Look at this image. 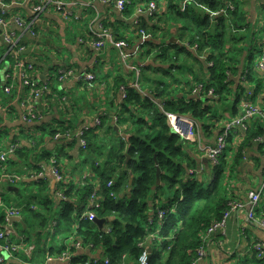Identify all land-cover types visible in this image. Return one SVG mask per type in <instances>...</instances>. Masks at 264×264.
<instances>
[{
    "label": "trees",
    "instance_id": "trees-1",
    "mask_svg": "<svg viewBox=\"0 0 264 264\" xmlns=\"http://www.w3.org/2000/svg\"><path fill=\"white\" fill-rule=\"evenodd\" d=\"M151 1L156 3L158 10L149 17L140 15L137 23L132 22L135 36L130 41L111 20L104 18L101 22L103 29L118 35H112L113 38L125 39L130 47L136 38H140L141 30L148 39L142 44L147 48L142 50L139 58L144 63L139 60L133 63L139 69V88L131 85L136 77L130 68L104 80L108 81L114 99L118 100L121 95V100H118L113 122L108 121L103 110L94 111L100 124L84 133L86 147L77 148L81 157L79 162L89 169L90 175L77 181L68 179L58 154L36 146L38 151L33 162V145L19 146L15 139L8 145L13 143L18 147L0 162V171L6 173L20 171L22 163L37 170L39 161L48 162L51 157L60 166L61 182L51 186L50 178L46 176L24 182L22 189L17 191L5 187L4 194L0 192V202L5 209L20 208L23 222H13V225L26 235L25 240L33 241L37 252L56 255L68 247L71 254L68 264H137L139 255L147 247L150 252L146 264H190L201 244V233L228 208L232 199L228 181L239 170L243 157L254 147L264 155V121L256 116L246 123L245 129L235 127L228 134L227 145L219 154L216 165L196 173L201 161L198 149L186 146L166 121L165 112L188 115L198 122L202 137H205L223 129L220 123L224 117L222 110L213 109L217 102L227 100L231 95L233 99L228 109L232 115L237 112L246 88L238 87L239 90L232 91L228 71L232 73L238 69V55L242 51L238 43L245 38L238 31L248 26L242 23L245 19L235 0H194L183 10L182 0H129L122 13L129 16L136 4L147 6ZM221 9L224 13H211ZM165 17L185 22L175 36L183 41L187 34L185 45L162 37L161 24ZM194 44L196 47L192 49ZM228 44L232 47H227ZM152 48L156 49L150 57ZM170 49L173 50L171 54ZM155 58L161 62H156ZM208 61L212 62L211 66ZM246 68L247 72L242 70L241 73L244 75L242 83L247 82L248 72H251V68ZM149 70L154 74H148ZM187 72L190 74L184 78ZM53 75L48 78V92L36 104L42 113L48 112L52 106L50 100H54L52 107L57 108L59 118L53 126L46 128V134L52 138L57 132L76 131L86 118L69 116L70 107H76V96L65 94L62 97L63 94L57 92ZM198 85L202 87L201 94L193 95ZM121 87L125 89L124 97ZM209 90L213 95L208 94ZM1 95L0 130L7 132L3 112L13 113L15 117L17 113L15 106L5 105L10 96ZM89 104L87 109L96 110L94 102L93 106ZM18 117L21 118L19 114ZM156 167L160 169L158 185ZM109 181H112L111 185H108ZM94 189L99 206L90 210L95 218L103 220L100 228L83 216L88 196ZM58 191L63 194V199L58 197ZM160 210L164 212L161 219L158 217ZM4 220L5 212L1 210L0 223ZM156 224L159 227L155 228ZM69 237L71 244L64 243ZM59 241L62 243L57 245ZM76 241L82 248H75ZM84 248L91 253L99 251V256L88 254L82 250ZM253 262L264 264L255 252L242 264Z\"/></svg>",
    "mask_w": 264,
    "mask_h": 264
},
{
    "label": "crops",
    "instance_id": "crops-1",
    "mask_svg": "<svg viewBox=\"0 0 264 264\" xmlns=\"http://www.w3.org/2000/svg\"><path fill=\"white\" fill-rule=\"evenodd\" d=\"M60 1L64 3L63 9L67 11L71 10L75 15H79V18L64 19L61 13L62 11L50 5L40 12L37 22L34 24H27V30L24 27L12 24L10 26V31L14 36L19 38V43L25 46V51L22 54V57L27 59L28 62L33 65V71L31 70L30 73H34L36 79L39 81L38 84L42 85L43 82L48 84L49 75L54 74L53 76L55 78L53 81L54 83L57 81V92L62 93V97H64L65 94L69 97L76 96V107H70V109H72L69 112L70 117H75L74 119H77L79 116L86 117L85 119L83 118L85 121L88 119L87 115H90L91 117L97 116L94 111L98 113L103 110L105 114H107L108 121L113 122L114 113L117 103L119 102L118 100H121V95L118 100H115L113 93L111 94L109 92L108 81L106 83L104 80H106L109 75L123 73V71L129 69L128 65L133 64L137 60H139L140 63H144V60H140L139 58L143 50L142 44L148 39V37H145L144 39L136 38V42H134L129 49H123V53L128 55V59L126 63H124L121 60V54L119 55V50L108 41H106V45L103 47L105 58H100V56L97 55L99 51H95L91 45V42L93 41L91 30L98 29L99 26L102 25V20L105 18L111 20V22L114 23L115 28L119 31H123L125 33L123 36H126L127 40L130 41V37L128 36H135L132 30V22L140 15L145 16L136 11V9L143 4H138L139 6L137 5L134 7L129 16H124L123 13L119 12L113 4L103 3L101 0L96 1V9L93 10L88 7V0ZM261 1L262 0L238 1L240 2V4H238L239 11L243 13L245 19L242 23L245 24L244 26L248 27L238 31V34L245 38L238 43L242 49L238 55V69L233 70L232 73L228 71V80L229 87L232 91H237L240 87H244L246 90L237 105L238 110L234 115L241 113L244 102H248L256 107H261L264 103V73L258 67L260 54L264 51V3ZM38 2L39 0H6L7 18L11 21L13 18L30 21L34 16L33 7ZM235 2H237V0H235ZM32 29L35 32L34 37H32L29 32V30ZM74 35L77 37L72 41ZM112 35L115 37L118 36L113 33ZM53 38H56L58 42ZM2 40L3 39L0 36V65L7 59H9L8 61L10 64L9 68L4 72V74H6L11 69L12 61L10 56L6 53V46ZM170 40H174V42L183 45L186 44L183 43V41L176 39V37L170 38ZM230 45L231 44H228L227 47ZM230 47H232V45ZM257 52L259 57L255 63H253ZM148 61L149 60H146L145 62ZM157 65L158 63H156V66ZM246 67L251 68V72H248L249 76H247V82L242 83L244 75L241 73L242 70L247 72ZM67 68H71L77 73L74 76L67 77L63 80H59L58 77L56 78L58 70L63 71ZM88 72L94 75L92 81L87 82L84 81V79H77L80 77L77 76L78 74L83 76L84 73ZM199 76H201V73ZM1 78L2 77L0 76V79ZM80 81L83 84H81ZM15 86L13 92L9 95L10 99L8 105L12 104L15 106L17 117H15L13 113L9 114L5 111L3 112V123L8 124V131L2 132V130H0V148H3L4 146L6 147L11 139L18 140L17 143L19 146L33 145L35 149L32 160L33 162L36 161V153L38 151L36 146H39L40 149L45 148L47 151L58 154L59 163L65 172L64 174L70 177L69 179L77 181L85 177L88 173L79 162L81 157L78 155L77 150V148L80 147L78 140L76 139L73 145H70L75 139L52 138L46 134V128L49 125L53 126L55 119L59 118L57 108L52 107L54 105V100H50V105L52 103V106L48 112L42 113L39 105H36L38 111L41 113V118L31 123H26L18 117V114L21 117V99L26 95V88L22 87L20 84H15ZM86 94H88V102L85 101ZM82 97L87 105L88 103H91L89 105L93 106L94 102L96 110L95 108L87 109V105L83 106L84 104H80L78 98ZM228 98L229 99L224 100L228 106L222 111L227 117L232 115L230 114V109H228V107L233 99L231 95H228ZM218 109L220 110V107H218ZM221 109L223 110V108ZM83 122H81V125ZM42 125L45 128L41 127ZM200 134L202 135L201 130ZM217 134L218 132L215 130L210 132L208 136H203L201 140L202 142L209 144L212 142L214 143ZM254 148V150H249L248 154L246 153L239 170L234 172L228 181V186L232 191L231 200H236L244 204V207L233 211L229 215L224 229L215 232L209 238L208 254L200 260L199 264H242L244 260L251 258V254L253 253V243L264 241V231L257 223L248 218L249 206L247 205V193L249 190L258 188V186L264 182V155L257 152L256 147ZM201 157V154H198V158L201 159L200 163L203 162L207 165V162L202 161L203 157ZM42 162L44 161L41 160L37 163L39 166L37 170L31 165L22 163L23 166L20 170L22 172H11L12 174L15 173L20 176V179L13 183H8L5 177L6 172L0 171V192L4 194L5 191H3V189H5V187H9L10 189L14 188L16 191L22 189L24 182L30 183L35 179L33 175L39 170L42 164L46 163ZM48 177L50 178L51 186L56 184L51 176ZM262 205H264V193L261 197L259 207L256 209V215H258L259 208ZM6 209L0 202V211L3 210L4 213ZM19 217L22 220L21 222H23L22 216L19 215ZM3 222H1L0 225H2ZM12 226L14 227L16 235L18 234L17 236L22 238V247L14 258H9L8 256L4 257L2 264L43 263L45 254L44 257L40 256L36 247L30 252L29 247L32 245L34 246L33 241L25 240L26 235L18 231L16 226ZM67 242L69 243V239H67ZM67 242L64 243L67 244ZM82 250L84 251L85 248ZM85 251L90 255L99 256V251H94L92 253L90 250ZM52 263L60 264L57 261ZM61 264H68V262H62ZM249 264L257 263L253 262Z\"/></svg>",
    "mask_w": 264,
    "mask_h": 264
},
{
    "label": "built area",
    "instance_id": "built-area-1",
    "mask_svg": "<svg viewBox=\"0 0 264 264\" xmlns=\"http://www.w3.org/2000/svg\"><path fill=\"white\" fill-rule=\"evenodd\" d=\"M6 0H0V36L4 41V45L6 46V53L10 56L12 64L11 69L6 73L3 74L2 78L0 79V106L2 105L1 101V93L5 96L11 95L13 89L16 87L15 84H20L22 87L26 88V95L23 96L21 99V119L26 123H31L34 120H38L41 118V113L38 111L36 104L40 100V98L48 92V85L47 83L38 84V79H36L34 73H30L33 71V65L28 62L27 59L22 57V54L25 51V46L19 43V38L14 36L13 33L10 31V26L12 24H16L20 27L28 28L27 24H34L38 21V16L42 10H45L47 6H54L56 9L62 11V16L64 19H78L79 15H75L71 10L67 11L63 9L64 3L60 0H39L37 4L33 7L34 16L30 19V21L21 20L18 18H13L12 21L7 18L6 12ZM97 0H88L87 5L92 10L96 9L95 3ZM103 3L113 4L119 12L124 10L125 3H129V0H101ZM264 2V0H262ZM138 4H136L137 6ZM135 6V7H136ZM139 6V5H138ZM182 10L184 9L181 8ZM158 10V7L155 2L151 1L148 3L147 6L140 5L136 9L139 14H144L146 17L152 16L155 11ZM137 20V19H136ZM135 20V21H136ZM134 21V22H135ZM103 26L100 25L98 29L91 30V37L93 41L91 42L92 47L95 50L100 49L104 46L106 41H108L114 47L116 46L119 50V55L121 54V60L126 63L127 56L123 53L122 45H119L115 38L112 37L110 32L102 28ZM32 37L35 36L34 30H29ZM141 39H144L146 35L143 30L140 31ZM122 40V39H121ZM196 45H192L191 48L195 49ZM126 59V60H125ZM259 69L264 73V51L261 52L258 62ZM128 68L132 69L135 72V76L137 79L139 74V69L134 65H128ZM138 70V74L136 71ZM77 72L71 68H67L63 71H57L58 79L63 80L67 77H72ZM77 79H84V81H92L94 75L92 73H84L83 76L78 74ZM134 87L138 86L137 80L135 83L131 84ZM202 87L198 86L195 87L193 90V94H198L201 91ZM122 96H125V89L121 87ZM209 95H213L212 90L208 91ZM8 105V102L5 104ZM166 121L176 134H178L183 140L190 141L197 145L198 151L200 152L201 156L207 162L198 164L196 169V173L204 172V169L208 167H213L218 163V156L222 152V150L227 145L228 134L235 128L238 127L239 129H245L246 123L256 117L259 116L264 121V103L261 107H256L248 102H244L242 105L241 113L228 116V120H223L222 123V131L217 134L215 142L209 144L202 142L200 138V134L195 133L194 128L197 126V122L191 118L190 116L186 115H178L171 112H165ZM116 119V117H113ZM100 124V120L98 116L90 117L86 119L80 127L71 132L70 130H66L65 133L57 132L54 135V138L58 139H77L79 146L81 148L86 147V140L84 138V133L97 125ZM188 131L186 135L185 132ZM18 147V144H9L6 147L0 148V162H4L6 157L9 154H12L14 150ZM201 157V158H202ZM200 158V157H199ZM49 164L41 165L39 170L33 177L35 179L43 178L46 175H50L55 183H59L63 180V175L59 167L56 165V161L54 158L49 159ZM90 174H86L85 177L89 176ZM6 179L9 182H15L20 179V176L15 173H8ZM112 181L108 182V185H111ZM264 193V182L261 183L258 188L249 190L247 193V205L249 206L248 211V218L253 220L255 223L259 225V227L264 231V205L259 208L258 215H256V209L259 207L261 202V197ZM57 195L59 198H64L63 194L58 191ZM96 199V192L95 189L90 193L87 200L86 210L83 213V216L86 217L88 220H94L95 216L93 211L90 210L91 207H98L99 202ZM244 207V204L236 201L231 200L228 203V208L223 212L221 218L214 220L206 229L202 232L201 235V244L196 251V256L192 259L190 264H199L200 260H202L208 254V241L209 238L217 231L223 230L226 224V221L229 215L238 208ZM163 211H158V217L161 219L163 216ZM20 215V208L18 207H8L5 211V220L0 225V264L3 263L4 257L14 258L22 247V238L16 235L14 231L13 224L9 222V218L14 216ZM106 231H109V228H106ZM21 238V239H20ZM75 248L80 249L82 245L79 241L75 242ZM34 249V246H30V252ZM252 251L256 253V256L259 259L264 260V241H257L254 242L252 245ZM148 251L147 249H143L141 254L138 257L137 264H146L148 259ZM70 253L68 250L62 251L59 254H50L48 252L45 253V259L43 263L39 264H48L54 261L59 263L68 262L70 259ZM107 263V260H105Z\"/></svg>",
    "mask_w": 264,
    "mask_h": 264
},
{
    "label": "rangeland",
    "instance_id": "rangeland-1",
    "mask_svg": "<svg viewBox=\"0 0 264 264\" xmlns=\"http://www.w3.org/2000/svg\"><path fill=\"white\" fill-rule=\"evenodd\" d=\"M195 2L194 0H182V2H183V4H184V8L185 7H187V5H188V3L189 2ZM239 0H237V2H236V4H237V6H238V8H239V5L238 4H240V2H238ZM262 2V1H261ZM262 3H264V2H262ZM228 5L229 6H231V8H232V5L230 4V3H228ZM202 8H205L204 6H201ZM159 9H160V7H159ZM206 10V9H205ZM224 9H221V10H219V11H213V12H211L212 14H218V13H224ZM137 19V18H136ZM135 21V20H134ZM138 21H136L135 23H137ZM189 25H192L191 24V21H188L187 22ZM184 24H185V22H183V23H179V22H177V20H174V19H172L171 17H165L164 18V21L162 22V24H161V30H163V35H162V37H164L166 40H170V38H175V36L176 35H178V32H179V27L180 26H184ZM142 28V27H141ZM160 30V31H161ZM187 33H188V31H187ZM135 35V34H134ZM186 35V37L188 38V36H187V34H185ZM141 36L142 35H140V38H141ZM77 36L76 35H74L73 36V39H72V41H74V39L76 38ZM128 37H130V38H132V36H128ZM186 37H184V39H182L183 40V43H186L187 41V38ZM53 39H55L56 40V38H53ZM57 41V40H56ZM58 42V41H57ZM119 45H124L123 47H125L126 49H129V47L130 46H128V43H127V41H125V40H118V42H117ZM104 45H106V44H104ZM185 45V44H184ZM104 47V46H103ZM103 47H101L100 49H98V50H95V51H99L98 53H97V55L98 56H100V58H105V56H104V51H103ZM115 48L117 49V47L115 46ZM147 48V46H145V47H143V50H145ZM153 49V52L150 54L151 55V57H152V55H153V53H154V51H155V49L156 48H152ZM170 54H171V52H173V50L172 49H170ZM204 55V53L203 54H201L200 56L202 57ZM259 57V55H258V52L256 53V55H255V59H254V61H253V63H255V61L257 60V58ZM126 59H128V56H127V58ZM125 59V60H126ZM156 59V62H161V59H159V58H155ZM9 59H7V60H4L3 62H2V64L0 65V76L2 77L3 76V74H4V72L9 68V66H10V64H9V61H8ZM209 66H211L212 65V62H209L208 61V63H207ZM131 65V64H130ZM176 72V71H175ZM136 73L138 74V70L136 71ZM148 74H150V75H152V74H154L153 73V71H151V70H149L148 71ZM190 73L189 72H187L186 73V75L184 76V78H187L188 77V75H189ZM138 76H139V74H138ZM136 77V76H135ZM99 79V78H98ZM97 79V80H98ZM164 79H168L169 80V78H166V77H164ZM136 80L137 79H135L134 81H133V83H135L136 82ZM132 83V84H133ZM133 86H135V85H133ZM137 88H139V85L137 86ZM85 101L86 102H88L89 101V98H88V94H86L85 95ZM75 98V97H74ZM78 101L80 102V104H84L83 106H86L87 105V103H85V101H84V99H83V97L82 98H78ZM228 105H227V103L226 102H224V101H221V102H217L216 103V106L214 105V110H219L218 109V107H220V108H223V110L222 111H224V108H226ZM221 110H219V111H221ZM88 114H89V112H88ZM224 115V114H223ZM231 116H233V115H231ZM91 116L90 115H87V118L89 119ZM228 120V117L227 116H225L224 115V117H223V120ZM115 120V119H114ZM196 121V120H195ZM197 122V121H196ZM194 131H195V133H199L200 134V125L198 124V122H197V126L194 128ZM181 138V137H180ZM200 138H202V135L200 134ZM182 139V138H181ZM185 141V145L187 146H189V147H191V146H196V147H194L193 149H198L197 148V145L195 144V143H192V142H190V141H187V140H184ZM198 154H200V152L198 151ZM30 156H31V153H30ZM50 161V160H49ZM49 161L48 162H46V163H44V162H42V163H44V164H42V165H46V164H49ZM59 169V168H58ZM85 170H86V172L88 173V171H89V169H86L85 168ZM37 173V172H36ZM35 173V174H36ZM7 174V173H6ZM34 174V175H35ZM85 175V174H84ZM6 176V175H5ZM47 177L48 176H50V175H46ZM46 176H44V177H46ZM82 177V176H81ZM70 177H68V179H69ZM208 178H210V175L208 176ZM8 183H12V182H9L8 180H6ZM228 186V185H227ZM157 227H159V224H156L155 225V228H157ZM152 234L150 233V236H151ZM201 235H202V233H201ZM64 242H67V239L64 241ZM62 243V241H59V242H57V245H60ZM67 244H71V242H70V237H69V243L67 242ZM144 244V243H143ZM68 248V247H67ZM65 249V250H68V249ZM65 250H63V251H65ZM40 253V256H42V257H44V251H40L39 252Z\"/></svg>",
    "mask_w": 264,
    "mask_h": 264
},
{
    "label": "water",
    "instance_id": "water-1",
    "mask_svg": "<svg viewBox=\"0 0 264 264\" xmlns=\"http://www.w3.org/2000/svg\"><path fill=\"white\" fill-rule=\"evenodd\" d=\"M116 130H118L116 127H115ZM123 136H125V134H122ZM202 161H205V159L203 158ZM159 175H160V169L158 167H156V184L158 185L160 183V178H159ZM129 182L131 183L132 182V177L130 178ZM22 220L20 219L19 216H14V217H11L9 218V222L10 223H13V222H21ZM94 223L100 228L102 227V224H103V220L102 219H94L93 220ZM147 251L148 253L150 252V248L147 247Z\"/></svg>",
    "mask_w": 264,
    "mask_h": 264
},
{
    "label": "bare ground",
    "instance_id": "bare-ground-1",
    "mask_svg": "<svg viewBox=\"0 0 264 264\" xmlns=\"http://www.w3.org/2000/svg\"><path fill=\"white\" fill-rule=\"evenodd\" d=\"M185 134L187 135L188 134V131H186Z\"/></svg>",
    "mask_w": 264,
    "mask_h": 264
},
{
    "label": "clouds",
    "instance_id": "clouds-1",
    "mask_svg": "<svg viewBox=\"0 0 264 264\" xmlns=\"http://www.w3.org/2000/svg\"><path fill=\"white\" fill-rule=\"evenodd\" d=\"M83 149V148H82ZM96 219V218H95Z\"/></svg>",
    "mask_w": 264,
    "mask_h": 264
}]
</instances>
